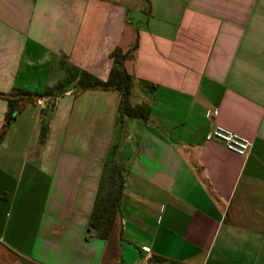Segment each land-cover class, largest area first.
Here are the masks:
<instances>
[{"label":"crops","instance_id":"1","mask_svg":"<svg viewBox=\"0 0 264 264\" xmlns=\"http://www.w3.org/2000/svg\"><path fill=\"white\" fill-rule=\"evenodd\" d=\"M118 47L149 120L78 76L18 114L0 144V264H264V0H0V129L4 95L70 69L105 81ZM216 124L249 154L208 141ZM106 162L125 188L103 240L87 230Z\"/></svg>","mask_w":264,"mask_h":264},{"label":"trees","instance_id":"2","mask_svg":"<svg viewBox=\"0 0 264 264\" xmlns=\"http://www.w3.org/2000/svg\"><path fill=\"white\" fill-rule=\"evenodd\" d=\"M136 49V47H135ZM111 57L114 61V67L110 71L107 80L103 81L88 71L76 72L73 69L67 70L66 79L59 85L42 94L15 89L8 95H4L8 105L6 120L0 129V144L6 137L8 128L16 120L18 114L29 105H36L38 100L46 97H60L65 93V89L77 76L79 77L78 88L80 91L101 90V91H118L122 94L119 113L122 118L149 120L150 108L146 104L132 106V89L135 80L126 71L125 62L129 57V52L123 53L118 47ZM48 125L43 123L41 127L40 142L44 143L48 136ZM124 169L113 162H106L104 165L103 177H101L98 194L94 205V211L91 215L89 224L88 237L108 240L113 231L115 221L121 213V200L124 194L125 179Z\"/></svg>","mask_w":264,"mask_h":264},{"label":"built area","instance_id":"3","mask_svg":"<svg viewBox=\"0 0 264 264\" xmlns=\"http://www.w3.org/2000/svg\"><path fill=\"white\" fill-rule=\"evenodd\" d=\"M217 115L216 111H210L207 113V117ZM208 141H217L222 143L228 150L235 152L239 156H247L252 148L253 142L243 136L236 134L235 132L218 126L217 124L212 127L207 135ZM151 248H144L143 252L150 255ZM149 257V256H148ZM133 264H151L148 258L136 260Z\"/></svg>","mask_w":264,"mask_h":264},{"label":"rangeland","instance_id":"4","mask_svg":"<svg viewBox=\"0 0 264 264\" xmlns=\"http://www.w3.org/2000/svg\"><path fill=\"white\" fill-rule=\"evenodd\" d=\"M135 2H137V0H134ZM133 14H134V12H133Z\"/></svg>","mask_w":264,"mask_h":264}]
</instances>
